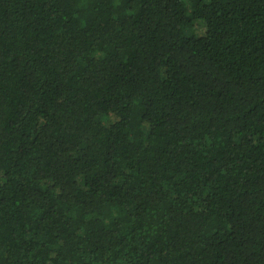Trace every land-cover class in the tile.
Here are the masks:
<instances>
[{"label":"trees","instance_id":"trees-1","mask_svg":"<svg viewBox=\"0 0 264 264\" xmlns=\"http://www.w3.org/2000/svg\"><path fill=\"white\" fill-rule=\"evenodd\" d=\"M0 264H264V0H0Z\"/></svg>","mask_w":264,"mask_h":264},{"label":"rangeland","instance_id":"rangeland-1","mask_svg":"<svg viewBox=\"0 0 264 264\" xmlns=\"http://www.w3.org/2000/svg\"><path fill=\"white\" fill-rule=\"evenodd\" d=\"M194 31L198 36L205 34V26L203 22L199 21L194 25Z\"/></svg>","mask_w":264,"mask_h":264}]
</instances>
